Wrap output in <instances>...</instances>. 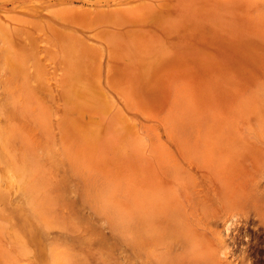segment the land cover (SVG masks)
I'll return each mask as SVG.
<instances>
[{
    "label": "rangeland",
    "instance_id": "374dc122",
    "mask_svg": "<svg viewBox=\"0 0 264 264\" xmlns=\"http://www.w3.org/2000/svg\"><path fill=\"white\" fill-rule=\"evenodd\" d=\"M101 1L0 0V264H264V0Z\"/></svg>",
    "mask_w": 264,
    "mask_h": 264
},
{
    "label": "bare ground",
    "instance_id": "6f19581e",
    "mask_svg": "<svg viewBox=\"0 0 264 264\" xmlns=\"http://www.w3.org/2000/svg\"><path fill=\"white\" fill-rule=\"evenodd\" d=\"M122 1V0H121ZM108 1H105V3H107ZM95 4H101L102 3V1L101 0H95V2H94ZM104 3V2H103ZM114 3V2H113ZM2 26H1V24H0V32H1V34H0V40H2V33L4 32H2ZM4 40V39H3ZM2 49V48H1ZM38 60H41V59H37V63H38ZM12 62H11V57H10V54L8 53V51L7 50H0V72L1 71H3V72H5V73H7L10 69L12 70V64H11ZM1 77L2 76H0V84L2 85V82H1ZM1 88V87H0ZM2 93V92H1ZM0 93V101H1V99H2V94ZM3 112L2 113H0V118H1V120H2V118H3ZM260 179H256V181H254L253 183H254V185H255V187H256V189L258 188L257 186H258V184L260 183V181H259ZM262 181V180H261ZM257 212V211H256ZM255 213V212H254ZM258 213V212H257ZM261 213V212H260ZM243 214H245V212L243 213ZM246 215V214H245ZM261 215H262V217L264 216V214L263 213H261ZM231 223V222H230ZM264 223V222H263ZM227 224V223H226ZM232 224L233 223H231V224H227V226H226V228H225V233L227 234L228 232H229V230H231V227H232ZM264 225V224H263Z\"/></svg>",
    "mask_w": 264,
    "mask_h": 264
}]
</instances>
